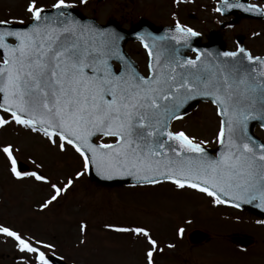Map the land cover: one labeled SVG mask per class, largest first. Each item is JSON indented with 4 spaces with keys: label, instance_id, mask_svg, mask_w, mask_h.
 <instances>
[{
    "label": "snow or ice",
    "instance_id": "6c2138e0",
    "mask_svg": "<svg viewBox=\"0 0 264 264\" xmlns=\"http://www.w3.org/2000/svg\"><path fill=\"white\" fill-rule=\"evenodd\" d=\"M221 3L264 15V8L255 5ZM72 7L56 0V11L49 14L29 0V26L16 29L13 22L0 20V128L15 124L38 133L60 152L67 145L82 159L85 172L95 168L104 178L128 176L140 186L166 181L177 190H195L214 205L240 208L256 202L264 210V143L248 132L250 120L264 128V57L238 45L236 51L220 52L223 59H202L195 48L196 58L185 59L179 48L157 42L170 38L187 47L188 38L198 35L176 22L170 37L152 38L151 45L138 37L148 58L147 75H141L120 52L115 33L82 24L69 11ZM197 97L209 99L221 117L215 158L202 147L204 141L169 130L172 120L182 118L179 110ZM94 137L113 142L98 143ZM0 154L15 179L27 177L50 186L42 208L73 186L71 178L58 186L35 171L18 170L11 145L0 147ZM82 174L76 172L75 178ZM112 231L145 238L147 264H153L157 242L149 231ZM0 234L31 255L32 264H52L54 252L49 256L41 250L52 249L51 244L32 241L6 226H0Z\"/></svg>",
    "mask_w": 264,
    "mask_h": 264
},
{
    "label": "rangeland",
    "instance_id": "374dc122",
    "mask_svg": "<svg viewBox=\"0 0 264 264\" xmlns=\"http://www.w3.org/2000/svg\"><path fill=\"white\" fill-rule=\"evenodd\" d=\"M217 1L88 0V5L85 6L86 3L82 4L80 0H65L66 3L88 11L89 16L101 23L113 19L120 25L129 27L145 18L156 25L182 21L183 25L195 29H202L198 18L203 21V18H211L212 13L215 14L212 5ZM28 2L29 0H0V20L13 23L22 21L17 24L31 21L30 15L25 11ZM55 2L56 0H36L40 7ZM187 13L194 16L193 22L189 21ZM252 28L255 29L252 31ZM250 31L254 32L255 39L248 44L258 53H264V23L243 22L233 31L223 32V35L228 47L232 49L233 35H246ZM218 123L220 121L216 109L203 105L181 124L187 125L186 132L189 136L208 138L209 146H213L217 143ZM5 145H11L18 163L27 166L24 172H40L58 186L69 178L73 179V186L66 193L42 208L43 202L49 198L50 186L27 177L17 182L10 173L9 162L0 154V226L9 227L16 232L19 230L25 238L32 241L51 244L52 249H41L48 255H53L54 252L55 256L70 264H146L145 252L149 250V246L145 238L112 231L116 227H141L149 231L157 242L158 249L153 259L156 264H177L176 260L183 258L189 259L188 264H197L196 260L192 262V259H196L193 257L196 251L188 249L184 243L181 245L177 230V227H183L185 219L197 217L208 220L209 229L212 223L220 221L216 225V231L210 230L212 239L205 246V252L216 250L213 262L205 256L200 262L264 264V250L261 254L250 251L240 253V262V258L235 256L237 253L233 245L227 239L235 233L236 225L228 223L221 215L222 209L215 211L208 204L209 201L194 195V190H177L168 182L113 190L97 187L89 181L87 171L82 167V159L70 147L66 145V151L60 152L42 135L15 124L0 128V147ZM78 171L83 174L76 179L75 173ZM197 224L198 219L188 228L205 229ZM81 225H85L83 231ZM259 231H264V228ZM0 264H32V257L21 253L13 240L0 234Z\"/></svg>",
    "mask_w": 264,
    "mask_h": 264
},
{
    "label": "flooded vegetation",
    "instance_id": "af4514ba",
    "mask_svg": "<svg viewBox=\"0 0 264 264\" xmlns=\"http://www.w3.org/2000/svg\"><path fill=\"white\" fill-rule=\"evenodd\" d=\"M257 6L264 8V3L259 1H256L255 3ZM88 5V4H87ZM85 12V11H84ZM86 15L88 16V11L85 12ZM227 20L224 19V25H227ZM246 22V23H251V24H261L263 23V21H258V20H251V19H246V20H240L238 22V24L234 27L237 28L241 23ZM221 26L220 22L217 21V24L215 26V28H213V30H216L217 27ZM255 29V28H254ZM252 28V31L254 30ZM211 29L209 30H200L197 31L200 33L201 35V39L200 41L202 43H206L207 40V34L209 33ZM252 31L246 33V35H244L245 37V41H244V45L245 47L251 52V54L253 56H264V53H258L257 51H255L254 47L252 45H249V42H253L255 39V35L254 32L252 33ZM126 52L132 57V59L137 63L138 65V70L142 75H147V54L146 52L143 50V48L141 47V45L139 43H133L130 42L126 45L125 47ZM192 57H194L192 55ZM115 67L118 68V66L115 64ZM187 119H182L180 121H177L174 123L173 125V131H184L186 134V130H187V125L182 126V122H184ZM180 129V130H177ZM256 133H258L259 135L261 134L263 139H264V132H262L259 128L256 129ZM195 138V137H194ZM204 139L203 137L200 138H195V139H199L202 140ZM206 140H208V138H206ZM209 146V145H207ZM222 209L223 213L221 214L223 217L226 218L227 221L233 223L235 226V233L233 235H231L230 237H228V243L233 245V249L235 251V256H237L238 258H240V262H242V259L240 257V253H244V252H255L258 254H261L264 250V231H259L260 229L264 228V224L262 223H258V221H262V219L257 218L253 215L247 214L245 212L239 211L236 208H232L230 206H226V205H217L215 207L216 210L218 209ZM189 216V215H188ZM198 219L199 224L202 227L200 228H205V229H198V228H194V229H189V228H181L180 232H181V236L183 237V239L181 240V245L184 243V245L193 251H196V253H193V257H195L196 259H192V262L194 260H196L197 264H206L200 261H203V257H208L211 260V263L213 262V257L216 254V250L212 249V250H207L205 252V246L208 245L212 239L211 237V231H216L217 227L216 225H218L220 223H212L211 224V229L208 228V223L209 221L206 219H200L197 217L194 218H187L184 221V225L188 226V222L190 221L191 223H195L196 219ZM202 222V223H201ZM207 222V225L205 226ZM244 226H248L247 228H251L250 230H248L247 228H245ZM259 229V230H255ZM193 231H201L204 232L205 234H207L206 239L203 237H197L194 239H190L189 238V234L190 232ZM216 261V259H215ZM214 261V262H215ZM177 264H188L189 259H180V260H176ZM236 264V263H234ZM243 264V262H242Z\"/></svg>",
    "mask_w": 264,
    "mask_h": 264
},
{
    "label": "water",
    "instance_id": "95a60500",
    "mask_svg": "<svg viewBox=\"0 0 264 264\" xmlns=\"http://www.w3.org/2000/svg\"><path fill=\"white\" fill-rule=\"evenodd\" d=\"M248 1L249 0L229 1V3L241 4L244 6H248V4H247ZM218 8H222L221 13L224 16H227V15L231 14V12H234V9H235L234 14L236 15L237 14L236 11L238 9H241L243 12V16H245V17H254L256 19H264V15L256 14L253 12H247V11H244L242 8H238V7L226 8V7H224V5L222 3L219 4ZM55 11L56 10H54V9L53 10H46V12L49 14H54ZM69 11L71 12L72 16L75 19L79 20L82 24H92L99 29H106L109 32L115 33L119 37L118 48L122 54H123L122 48L129 39L139 40L138 37H143L145 42H147V43H149V45H151L152 38H159V37H164V36L170 37L172 31L174 30V29L165 28V30H163V31H166V32H160V31L156 30L152 26V24H150L148 21H141L140 23H138L136 26H134L130 30H123V29H120L119 26L113 22L108 23V25H106V26H101V25H98L94 20H87L78 11H75L73 9H70ZM11 26L16 28V29H23L29 25H27V26L11 25ZM158 32H160V33H158ZM211 36L212 37L207 44L199 45L203 48H196V50L200 52L202 59L205 57H207V59L210 61H214L217 59H223L222 57H219V53L223 52V51H227L224 41L221 39L220 35H217V33L211 34ZM157 42L160 44H163V45H168V46H170L172 44V45H174V48H177V46H178L176 44V42L171 40L170 38L166 39V40H158ZM237 42H238V45L240 47L244 48L243 37H238ZM191 43H192V37H189L188 38V45H190ZM195 44L198 45L197 42H195ZM183 58H185V57L183 56ZM207 101H210V100L207 98H202V97H197L193 100H190L189 102H187L185 104V106L182 109L179 110V114L181 115V117H183V116L193 112L200 102H207ZM174 120H172V121H174ZM172 121L170 122V125H171ZM260 123L261 122L257 121V120H250L248 122V132H249V135L254 137L259 143H262V141L254 135V129L257 126H260ZM170 125H169V130H170ZM95 138L96 137H94L93 139L95 140ZM219 149H220V146L216 150L205 149V151L210 157L215 158L214 155H217ZM89 176L93 181H95L97 184H99L101 186L112 187V186H123V185H136V181L132 177L113 176L112 178H104L101 175L97 174V171L95 168L89 169ZM255 204H256V202H253L251 204H242L240 209H243V210H246V211L251 212L253 214L264 217V210L257 208L255 206ZM52 261L55 264H66V263H64L62 261H58L54 258Z\"/></svg>",
    "mask_w": 264,
    "mask_h": 264
}]
</instances>
